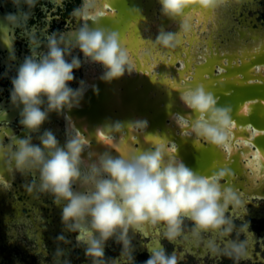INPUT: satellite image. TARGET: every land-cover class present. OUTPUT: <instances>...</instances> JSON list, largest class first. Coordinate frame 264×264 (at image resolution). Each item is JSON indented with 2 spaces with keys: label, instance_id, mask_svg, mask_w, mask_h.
Returning <instances> with one entry per match:
<instances>
[{
  "label": "clouds",
  "instance_id": "obj_1",
  "mask_svg": "<svg viewBox=\"0 0 264 264\" xmlns=\"http://www.w3.org/2000/svg\"><path fill=\"white\" fill-rule=\"evenodd\" d=\"M223 2L159 0L161 14L179 21V31L161 29L154 46L171 50L181 43L180 37L190 31L185 18L190 6L214 10ZM12 3L17 12L6 13L3 20L6 25L20 26L30 14L24 9L33 8L36 0ZM99 12L100 0H83L74 10L81 21L79 27L68 34H52L46 51L32 49L16 68L9 98L26 134L13 143L0 144V160L21 174L38 173L29 192L52 197L61 209L64 229L78 233L77 241L85 246V254L93 258V264H120L116 258H104L109 241L120 245L121 256L135 264V234L151 226H157L169 243L202 244L206 254L240 264L249 255L250 223L237 226L228 214L230 206L241 204L237 192L222 183L230 176L228 170L201 175L180 158L170 156L163 143L142 150L116 147L96 153L79 136L66 137L61 144L51 129L43 127L52 113L61 116L80 106L89 86L84 80L78 81L77 88L70 85L76 80L75 71L86 64L100 66V79L105 83L135 72L120 33L104 27ZM90 18H94L92 24L88 23ZM31 42L39 47L35 38ZM91 87L98 94V88ZM179 94L186 108L196 114L191 132L209 145L223 146L233 123L232 108L218 106L217 99L202 84L186 87ZM147 127L146 120H134L109 123L103 129L123 139L126 131L140 132ZM34 134L38 143L33 141ZM186 221L191 222L190 229ZM233 233L235 238L222 239ZM241 235L245 238L240 239ZM216 237L221 238L220 242ZM55 239L70 242L63 233ZM64 254V249L57 246L54 259ZM178 259L176 251L169 253L163 246H154L148 249V258L142 264H178ZM64 264L69 262L65 260Z\"/></svg>",
  "mask_w": 264,
  "mask_h": 264
},
{
  "label": "water",
  "instance_id": "obj_2",
  "mask_svg": "<svg viewBox=\"0 0 264 264\" xmlns=\"http://www.w3.org/2000/svg\"><path fill=\"white\" fill-rule=\"evenodd\" d=\"M239 1L228 0L234 6ZM155 2L159 3V0H149V8ZM225 3L207 16L193 11L187 14L185 18L190 31L180 37L181 43L175 49L166 50L154 46L156 37L153 36L158 29L176 33L179 26L171 25L172 20L161 15L162 22L157 29L149 23V40L146 41L141 32V2L138 0L137 37L130 42L136 46L137 53L140 51L145 58L149 50V65L145 64L146 61L141 64L140 59L136 58L137 72L131 80L123 78L119 84L114 81L105 84L102 99H105L103 109L107 115L100 120L103 128L116 121L126 123L134 120H146L148 127L134 132V138L125 140L121 139L120 134L110 136L105 129V137L97 136L92 131L98 120L90 121L87 124L90 134L87 133L85 140L91 151L103 153L116 147L142 150L163 143L170 156L180 158L186 166L201 175L211 176L220 170H228L230 176L222 183L232 187L238 196L247 194L251 199L264 197V34L257 30H246L243 37L235 35V39L220 49H230L227 62H219L222 70L213 72L212 64L205 61L220 47V39L215 35L224 32L223 27L228 25ZM120 24L115 31L123 35L125 28ZM111 29L114 30L113 27ZM238 52L239 56L247 53L250 60L241 58L239 63ZM178 60L182 64L185 61V68L175 65ZM188 64L190 69L185 71ZM173 72H181V79ZM204 72H208V77ZM197 84H202L214 95L218 106L228 105L232 108L233 123L229 139L223 146H212L204 140H197L199 138L191 132V123L196 119V114L181 102L179 93ZM91 99L97 101L99 96L93 93ZM68 135L76 136L72 127L68 129ZM127 135L125 138H128ZM112 154L116 155L115 151ZM0 173L3 175L6 171L0 168ZM60 212L59 206L52 211L55 228H64Z\"/></svg>",
  "mask_w": 264,
  "mask_h": 264
},
{
  "label": "flooded vegetation",
  "instance_id": "obj_3",
  "mask_svg": "<svg viewBox=\"0 0 264 264\" xmlns=\"http://www.w3.org/2000/svg\"><path fill=\"white\" fill-rule=\"evenodd\" d=\"M224 1L227 2L224 6L228 9L226 13L228 25L223 27L224 32L221 31L215 35V38L220 39L218 42V46L220 47L212 54L213 56L207 58L208 61L207 59L205 61L212 64L211 70L215 73L222 70V67L218 63L222 61L227 62L228 55L230 54L229 48L225 50L220 49L224 45H227L230 40L235 39V35L243 37L246 30L249 32L257 30L259 33L262 32L264 34V0H240L235 6L230 4L228 0ZM140 2L141 16L139 19L142 22L141 32L147 41L149 40V23L156 29L161 25V6L155 2L156 4H153L149 8V0H140ZM82 3L83 0H36L33 8L30 10L24 9L30 13L27 21L20 26H11L5 24L3 17L6 13L17 12V9L13 6L12 0H0V144L7 145L13 143L17 137H22L26 134V130L18 123V110L11 105L9 98L11 90L10 81L15 75L16 68L25 56L31 55L32 49H35L37 52L46 51L47 40L52 34H68L79 27L81 21L74 15V10L79 8ZM137 3L138 0H100V23L104 27H113L114 30H116L117 25L120 23V25L124 26L123 35L120 34L121 42L128 50L135 68V72L131 75L126 73L120 79L113 80L117 84L123 78L131 80L136 75V58L140 59L141 64H144L146 61L145 64L149 65V50H147L148 55L145 58L140 51L137 53L136 46L130 42L133 37H137L135 33L138 20ZM192 11L195 14L207 16L212 10H204L199 6H193L190 10L186 11L185 16L189 15ZM151 12L152 17L150 16ZM93 22L94 18L88 20L89 24ZM171 25L179 26V21H172ZM158 33L153 37H157ZM33 38L39 41V47H36L31 42ZM245 40L249 41L248 39ZM243 54L245 53L243 52L239 56V52L237 53L239 63L241 62V58L250 60V56L247 53ZM185 64V61L182 64L178 60L175 65L179 68H185ZM189 67L190 65L188 64L185 71L187 68L189 70ZM102 72L103 69L100 66L91 64H86L75 71L76 80L70 86L77 88L79 86L78 81L80 80H84L89 86L80 106L71 109V111L61 116L52 113L49 122L43 126L44 128L51 129L61 144L64 143L66 137H69L68 129L70 127L73 128V133L76 136L85 140L87 133L90 134V131L87 130V124L94 120L98 121L92 132L100 137L106 136L102 120H100L101 118L105 119L107 115L103 109L106 103L105 99H102V92L105 89L106 83L100 79ZM174 74L175 76H180L179 79H181V72H175ZM204 74L208 77V72H204ZM92 85L98 88L97 95L99 96V100L97 101L91 99V95L94 93ZM126 135L128 138H125ZM110 136H115V134ZM134 137V132L129 133L127 131L123 136L125 140H130ZM197 140L201 141L202 139ZM33 141L38 143L35 134L33 135ZM0 168L6 171L3 175L0 173V250L5 252L3 256L5 259L0 260V264H14L11 256L8 255L9 252L16 251L18 255L20 250L25 251L23 248H26V257L30 261H35L41 255V244L50 251L55 244V238L59 234L51 219L53 215L52 211H55L57 205L53 202L52 197L48 195L41 194L37 196L29 192L28 187L32 180L38 176V173L26 172L21 174L14 167H8L2 160ZM239 198L241 204L237 207L230 206L228 209V212L232 216H236L237 218L242 216L244 217V221L246 219L247 223L249 217L264 220L262 206L259 209L252 202L253 199L264 200V197L256 196L251 199L250 196L245 194L239 196ZM260 227L264 231V222ZM54 234L56 235L54 236ZM79 248L80 251H85L83 244ZM254 256L258 257L256 252H254ZM252 259L255 264H264V260L262 259ZM69 260L76 262V257ZM138 262L139 259H135V264H138ZM131 264H133L132 261Z\"/></svg>",
  "mask_w": 264,
  "mask_h": 264
},
{
  "label": "rangeland",
  "instance_id": "obj_4",
  "mask_svg": "<svg viewBox=\"0 0 264 264\" xmlns=\"http://www.w3.org/2000/svg\"><path fill=\"white\" fill-rule=\"evenodd\" d=\"M254 204H257L258 206H262V209L264 210V200L262 199H253L252 201ZM253 208V207H252ZM229 215H231L230 212H228ZM232 216V215H231ZM234 219V222L237 226L241 225L242 223L246 222V219L244 221V217L240 216V218H237L236 216H232ZM264 222V220L261 219H257V218H251L249 217L248 219V223H250V227H249V233L254 235V240L252 241V245H253V251L260 253L262 257H264V231L261 230L260 226L261 224ZM186 228L190 229L191 228V222L186 221L185 222ZM153 230V231H159V233L161 234V236H154L149 234V243L154 239L156 240L157 237H159V244L160 246H163L167 249V251L169 253L176 251V252H180V254L178 253V264H233V261L223 257V256H216L213 257L209 254H206L205 252H200L198 249H193L190 244L185 247L182 246L181 244H172L169 243L167 240H165L162 236V232L160 231V229L157 226H151L149 227V230ZM150 230V231H151ZM235 233L232 234V237H223L222 239L227 240L230 238H235ZM208 236L210 237L211 234H208ZM141 237V236H140ZM207 238V237H206ZM245 237L243 235L240 236V239H244ZM142 239L144 241L147 240V238L145 236H142ZM217 242H220L221 238L220 237H216ZM250 240V237H249ZM181 243H189V242H181ZM111 245V249L115 248L114 250L109 251L108 249H106L105 254H107L108 256H106L105 259H111V258H116L118 259V257L120 256L122 258V264H131V261L128 260V258L122 257L121 256V247L118 244H114L113 242L110 244ZM202 245V244H201ZM114 246V247H113ZM198 247V246H197ZM42 255V254H41ZM74 257H76V251L70 250L67 251L64 254V258H70L73 259ZM135 259H139L138 263H141L146 260L148 258V256L145 257H140L139 254L135 253L134 254ZM41 258L43 259L42 262H45L47 264H56L57 261H59V264H62V261L59 260V258H55L53 261L50 260V258L48 256H41ZM72 262V261H71ZM77 263V262H76ZM240 264H255L253 262L252 257H249L245 260L240 261Z\"/></svg>",
  "mask_w": 264,
  "mask_h": 264
},
{
  "label": "crops",
  "instance_id": "obj_5",
  "mask_svg": "<svg viewBox=\"0 0 264 264\" xmlns=\"http://www.w3.org/2000/svg\"><path fill=\"white\" fill-rule=\"evenodd\" d=\"M257 208L260 209L261 207L258 206ZM263 214H264V212H263ZM56 230H57V232L59 234L60 233H63L67 237L68 241H70V242L69 243H64V242H58V241L55 240V244H54V246H52V248H51L50 251L47 250V248H45L43 244H41L40 250H41V254L43 255V257L45 255H48V257L50 256L49 257L50 260L53 261L54 260V250L57 248V246H59L60 248L64 249V252L65 253L67 251H70V250L76 251V262L77 263L76 262H73V261L71 262L69 260L70 258L63 259L64 258V255H63L62 257H57V258H59L60 261H62V264H64V261L65 260L68 261L69 264H93V258L87 256L85 254V251H80V248L79 247L82 245V243H79L77 241V235H78V233L68 232L64 228H56ZM150 230H151V228H150ZM149 234L154 235V236H159V237L161 236V234L159 233V231H153V230H151L149 232V228H146L143 232L135 234V237L133 239V244L135 245V252H134V254L135 253L139 254V256L141 258L142 257H145L146 258L148 256V249L149 248L154 247V246H160L159 241H158L159 240V237H157L156 240L153 239L149 243ZM55 235L56 234H54V236ZM142 236H145L147 238V240L144 241L142 239ZM254 238H255L254 235L251 234L250 235V240H249V249H248L249 255H248V258L249 257H252L255 260H256V258H259L257 260H260V259L264 260V257H262L260 253H257L256 252V254L258 255V257L257 256H254V252L255 251H253V245H252V241L254 240ZM111 243H112V241H109L108 242V245L106 247V249H108L109 251L115 249V248L111 249V245H110ZM180 244L182 246H185V247H187L190 244V246L193 249H198L201 253L202 252H205V249H204L203 245H200V246L197 247L195 244H191V243H179V245ZM23 249H25V251H26V248H23ZM23 251L20 250V252L18 253V255H17L16 251H10L9 252L8 255L11 256V259H13L14 264H47L45 262H42L43 261V259L41 258L42 255H40L35 261H30V259L28 257H26L25 251L24 252ZM105 252H106V250H105ZM4 253L5 252L3 250H0V260L5 259V257H3L4 256ZM176 253H177V255L179 253L180 256H181V253L180 252H176ZM17 256H18V258H17ZM106 256H108V255L105 254V257L104 258H106ZM118 260L120 261V264H122V262H121L122 261V258L120 256L118 257ZM138 264H141V263H138Z\"/></svg>",
  "mask_w": 264,
  "mask_h": 264
},
{
  "label": "bare ground",
  "instance_id": "obj_6",
  "mask_svg": "<svg viewBox=\"0 0 264 264\" xmlns=\"http://www.w3.org/2000/svg\"><path fill=\"white\" fill-rule=\"evenodd\" d=\"M240 209V208H239Z\"/></svg>",
  "mask_w": 264,
  "mask_h": 264
}]
</instances>
